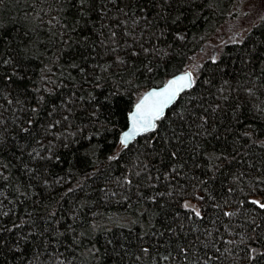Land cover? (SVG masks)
Returning a JSON list of instances; mask_svg holds the SVG:
<instances>
[{
    "label": "trees",
    "instance_id": "obj_1",
    "mask_svg": "<svg viewBox=\"0 0 264 264\" xmlns=\"http://www.w3.org/2000/svg\"><path fill=\"white\" fill-rule=\"evenodd\" d=\"M236 1L0 0V264H264V16L119 143Z\"/></svg>",
    "mask_w": 264,
    "mask_h": 264
},
{
    "label": "snow or ice",
    "instance_id": "obj_2",
    "mask_svg": "<svg viewBox=\"0 0 264 264\" xmlns=\"http://www.w3.org/2000/svg\"><path fill=\"white\" fill-rule=\"evenodd\" d=\"M80 3L83 5L84 0H80ZM5 63H7V61H5ZM195 84L196 78L193 72L185 71L183 74L168 80L162 87L153 88L140 96L135 102L133 110L128 114L129 127L128 130L120 135V145L124 148H128L130 142L134 141L137 137L148 133H155L159 128V122L165 119L166 109L170 108V106L176 102L177 98L186 90L193 89ZM41 99L43 98L41 97ZM32 111L36 112L37 109L34 108ZM29 123H31V121H29ZM57 123L59 122L57 121ZM22 131L28 132V128H24ZM172 155L175 156V153ZM173 171H175V169H173ZM200 199L203 198L200 197ZM252 203L264 209V203L260 201H252ZM183 207L185 209H191L196 217L202 219L200 210L190 203L186 202ZM225 215L231 216L233 213H225ZM144 251L147 252V249H144ZM261 255H264V253H261ZM164 259H168V257H164Z\"/></svg>",
    "mask_w": 264,
    "mask_h": 264
},
{
    "label": "rangeland",
    "instance_id": "obj_3",
    "mask_svg": "<svg viewBox=\"0 0 264 264\" xmlns=\"http://www.w3.org/2000/svg\"><path fill=\"white\" fill-rule=\"evenodd\" d=\"M263 16L264 0H237L230 17L208 41L206 48L195 55L189 67L194 76L203 60L210 57L216 58L225 44L242 39Z\"/></svg>",
    "mask_w": 264,
    "mask_h": 264
},
{
    "label": "water",
    "instance_id": "obj_4",
    "mask_svg": "<svg viewBox=\"0 0 264 264\" xmlns=\"http://www.w3.org/2000/svg\"><path fill=\"white\" fill-rule=\"evenodd\" d=\"M185 71H191V70H188V69H187V70H184V71H181V72H178V73H175V74L171 75L170 77H168V78L164 81L163 84L158 85V86H152V87L146 89V90H145L140 96H142L144 93L150 91V90L153 89V88H160V87H162L165 83H167L168 80L174 78L175 76H178V75L183 74ZM186 91H187V90H186ZM186 91H185V92H186ZM185 92H184V93H185ZM182 94H183V93H182ZM182 94L177 98V100L182 96ZM138 99H139V98H138ZM138 99H137V100H138ZM177 100H176V101H177ZM134 104H135V103H134ZM133 106H134V105H133ZM170 107H171V106H170ZM132 110H133V107H132L131 111H132ZM167 110H168V109H166V112H167ZM131 111H130V112H131ZM130 112H129V113H130ZM128 127H129V121H128L127 127L122 131V133H123L124 131L128 130ZM122 133H121V134H122ZM139 137H140V136H139ZM137 138H138V137H137ZM137 138H136V139H137ZM136 139H135V140H136ZM135 140H134V141H135ZM134 141L130 142V144L133 143ZM130 144H129V145H130ZM121 146H122V145H121Z\"/></svg>",
    "mask_w": 264,
    "mask_h": 264
},
{
    "label": "bare ground",
    "instance_id": "obj_5",
    "mask_svg": "<svg viewBox=\"0 0 264 264\" xmlns=\"http://www.w3.org/2000/svg\"><path fill=\"white\" fill-rule=\"evenodd\" d=\"M188 70H191V69H188ZM192 71V70H191Z\"/></svg>",
    "mask_w": 264,
    "mask_h": 264
}]
</instances>
